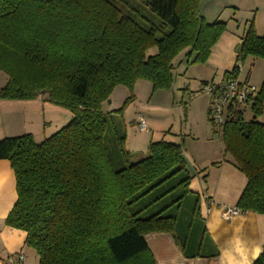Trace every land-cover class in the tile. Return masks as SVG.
Here are the masks:
<instances>
[{
    "label": "trees",
    "instance_id": "16d2710c",
    "mask_svg": "<svg viewBox=\"0 0 264 264\" xmlns=\"http://www.w3.org/2000/svg\"><path fill=\"white\" fill-rule=\"evenodd\" d=\"M145 1L160 25L123 14L119 0H0V73L8 75L0 98L45 94L73 115L42 142L30 133L0 139L18 193L6 224L27 233L39 264H157L151 232L171 233L187 257L219 255L205 223L169 214L187 191L161 204L193 178L182 145L151 142L149 154L134 161L121 126L124 107L116 114L102 107L120 84L132 91L146 79L154 89L171 88L179 54L188 49L194 62H205L220 35L223 23L205 21L203 0ZM247 55L264 59V34L254 23L238 60ZM236 68L225 78L237 76ZM250 106V121L241 107L229 110L222 129L210 120L222 130L228 161L247 177L236 206L264 214V78ZM180 173L187 175L164 188ZM199 210L198 195L194 215ZM252 264H264V250Z\"/></svg>",
    "mask_w": 264,
    "mask_h": 264
},
{
    "label": "rangeland",
    "instance_id": "374dc122",
    "mask_svg": "<svg viewBox=\"0 0 264 264\" xmlns=\"http://www.w3.org/2000/svg\"><path fill=\"white\" fill-rule=\"evenodd\" d=\"M245 0L244 4L238 6L222 7V13L214 16L208 15L204 18L208 23L222 22V29L217 41L211 48V53L205 62H194L196 53H188V49L175 59L174 83L169 89H154L151 81L138 80L131 91L128 86L120 84L115 87L110 98L103 102L105 113L116 114L122 107L123 121L121 126L127 132L126 148L132 153L134 161L140 160L149 154L151 142L166 140L181 144L186 157V169L190 176L196 175L195 167L199 168V162L192 155L193 146H201L208 143L204 133L206 121L204 108L208 105L210 95L203 91L205 83H219L225 76V72L231 70L238 60V48L248 29L254 23L259 35L264 34V8L255 10L253 4ZM123 14L132 16L135 20L145 26L160 25V17L151 10L145 0H119L118 2ZM258 13L257 23L254 16ZM203 16V15H202ZM204 17V16H203ZM169 28H167V31ZM162 35L158 33V36ZM242 59V71L240 78L243 81L255 85L258 89L264 78V59L247 55ZM8 80L5 72L0 73V86ZM130 96L133 99L126 101ZM47 101V100H46ZM52 111L46 110V118L50 123L46 124V130L34 136L37 142H42L50 137L72 119L73 115L66 107L51 103ZM55 108V109H54ZM244 119L250 121L254 113L250 105H243ZM53 112V113H52ZM138 114L143 115L148 123V129L141 130L138 126ZM50 116H53L51 118ZM44 118V117H43ZM120 121V117H116ZM264 122V116L258 118ZM118 121V122H119ZM212 123V122H211ZM34 126H37L36 124ZM213 126L214 142L219 144L222 138V130ZM42 127V126H41ZM202 137L199 141H191L192 136ZM195 142V143H194ZM200 142V143H197ZM197 155L198 152H197ZM187 174L180 173L168 181L164 188L174 185L182 180ZM183 203L170 207L169 214H177L181 220L195 217L197 222L205 223L202 212L199 210L194 215L193 205L198 193H194L190 186L178 185L173 193L164 199L161 204L169 202L174 197L184 194ZM189 191V192H188Z\"/></svg>",
    "mask_w": 264,
    "mask_h": 264
},
{
    "label": "crops",
    "instance_id": "0c3cea01",
    "mask_svg": "<svg viewBox=\"0 0 264 264\" xmlns=\"http://www.w3.org/2000/svg\"><path fill=\"white\" fill-rule=\"evenodd\" d=\"M248 1L255 10L264 8V0ZM244 2L245 0H203L200 11L205 18L207 14L214 16L217 12L222 13L225 6L240 7ZM258 13L259 11L254 16L256 23ZM50 105L52 104L46 101L45 94L29 100L0 98V139L25 133L34 136L37 132L43 133L41 131H45L46 124L50 123L45 119L46 110L52 111ZM204 110L205 117L209 120V99ZM205 125L204 136L208 143L191 149L194 153L192 156L199 162V168L195 167L198 173L193 176L190 188L200 196L207 233L219 255L187 257L171 233L151 232L146 235V239L157 264H252L264 250V214L247 211L230 218L223 214L226 206H236L247 184V177L228 161L223 140L219 144H213L212 123L206 121ZM201 138L194 135L191 141H199ZM204 195L208 196L210 203L204 200ZM17 199L14 169L8 159H0V264H39L37 251L26 244L27 233L6 224V218ZM21 252L24 254L23 260L19 259Z\"/></svg>",
    "mask_w": 264,
    "mask_h": 264
},
{
    "label": "built area",
    "instance_id": "2783aa9c",
    "mask_svg": "<svg viewBox=\"0 0 264 264\" xmlns=\"http://www.w3.org/2000/svg\"><path fill=\"white\" fill-rule=\"evenodd\" d=\"M236 70H238L237 76H230L224 78L219 83H205L203 85V91L210 95V116L214 119L215 123L222 129L227 120V114L231 108L236 109L243 105H250L251 97L257 92L258 88L249 83L243 81L240 78V72L242 71V61L239 60L236 63ZM138 126L141 130L148 129V123L144 116L138 117ZM204 200L210 203L207 195H204ZM242 213L241 209L237 206H226L224 208V215L227 218ZM19 259H24L23 252L20 253Z\"/></svg>",
    "mask_w": 264,
    "mask_h": 264
}]
</instances>
